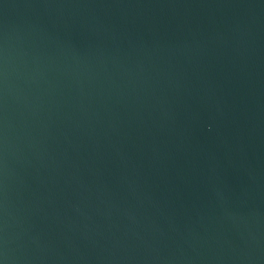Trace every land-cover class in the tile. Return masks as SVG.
<instances>
[{
	"label": "water",
	"instance_id": "95a60500",
	"mask_svg": "<svg viewBox=\"0 0 264 264\" xmlns=\"http://www.w3.org/2000/svg\"><path fill=\"white\" fill-rule=\"evenodd\" d=\"M0 264H264V0H0Z\"/></svg>",
	"mask_w": 264,
	"mask_h": 264
}]
</instances>
